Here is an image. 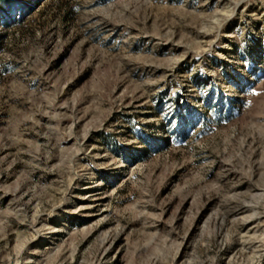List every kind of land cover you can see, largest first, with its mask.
Here are the masks:
<instances>
[{"label":"rangeland","instance_id":"374dc122","mask_svg":"<svg viewBox=\"0 0 264 264\" xmlns=\"http://www.w3.org/2000/svg\"><path fill=\"white\" fill-rule=\"evenodd\" d=\"M0 264H264V0H0Z\"/></svg>","mask_w":264,"mask_h":264},{"label":"trees","instance_id":"16d2710c","mask_svg":"<svg viewBox=\"0 0 264 264\" xmlns=\"http://www.w3.org/2000/svg\"><path fill=\"white\" fill-rule=\"evenodd\" d=\"M17 18H18V20L21 18V13L19 14V16Z\"/></svg>","mask_w":264,"mask_h":264}]
</instances>
